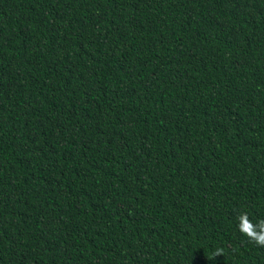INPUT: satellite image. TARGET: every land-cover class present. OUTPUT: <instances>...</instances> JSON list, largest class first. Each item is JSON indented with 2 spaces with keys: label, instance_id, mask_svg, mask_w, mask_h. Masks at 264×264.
Masks as SVG:
<instances>
[{
  "label": "trees",
  "instance_id": "1",
  "mask_svg": "<svg viewBox=\"0 0 264 264\" xmlns=\"http://www.w3.org/2000/svg\"><path fill=\"white\" fill-rule=\"evenodd\" d=\"M242 212L264 0H0V264H264Z\"/></svg>",
  "mask_w": 264,
  "mask_h": 264
},
{
  "label": "clouds",
  "instance_id": "2",
  "mask_svg": "<svg viewBox=\"0 0 264 264\" xmlns=\"http://www.w3.org/2000/svg\"><path fill=\"white\" fill-rule=\"evenodd\" d=\"M237 227L241 235L246 236L248 241L257 247L264 248V219H259L256 223L249 218L246 212L237 216ZM214 255H223L222 249H217Z\"/></svg>",
  "mask_w": 264,
  "mask_h": 264
}]
</instances>
